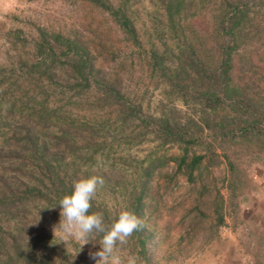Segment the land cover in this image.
I'll use <instances>...</instances> for the list:
<instances>
[{"label": "trees", "instance_id": "1", "mask_svg": "<svg viewBox=\"0 0 264 264\" xmlns=\"http://www.w3.org/2000/svg\"><path fill=\"white\" fill-rule=\"evenodd\" d=\"M80 2L102 32L38 28L32 57L0 80V264H63L48 221L80 178L103 180L91 211L106 224L123 209L141 219L122 247L148 264L157 169L173 162L190 181L224 169L221 224L248 173L264 175V0Z\"/></svg>", "mask_w": 264, "mask_h": 264}, {"label": "rangeland", "instance_id": "2", "mask_svg": "<svg viewBox=\"0 0 264 264\" xmlns=\"http://www.w3.org/2000/svg\"><path fill=\"white\" fill-rule=\"evenodd\" d=\"M38 28L63 33L78 30L90 40L106 25L99 12L80 0H0L3 87L8 85L9 73L19 67L18 61L34 54L31 42ZM153 146L141 145L134 153L143 156ZM163 149L168 156L179 153L177 146ZM248 174L236 216L223 213L221 224L215 202L224 192V169L213 175L195 172L192 181L177 172L173 162L157 169L145 195V218L152 233L148 264H264V175L258 170ZM106 199L113 200L108 195ZM59 222L60 209L48 221L53 235ZM55 237L59 263L95 264L89 253L99 251V244L89 242L81 248L74 240L63 242L59 229ZM121 255L132 254L122 247Z\"/></svg>", "mask_w": 264, "mask_h": 264}, {"label": "clouds", "instance_id": "3", "mask_svg": "<svg viewBox=\"0 0 264 264\" xmlns=\"http://www.w3.org/2000/svg\"><path fill=\"white\" fill-rule=\"evenodd\" d=\"M102 184L103 180L97 176L74 181L73 191L64 194L58 202L60 222L54 228V236L59 229L63 242L74 240L81 248L90 241H98L100 250L89 253L95 264H141L138 255H121L122 246L143 226L137 214L123 209L106 224L101 212L91 211L98 186Z\"/></svg>", "mask_w": 264, "mask_h": 264}]
</instances>
